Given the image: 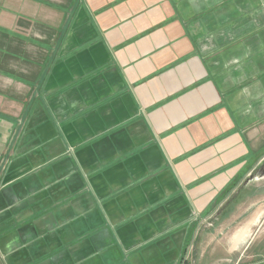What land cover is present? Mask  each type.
I'll list each match as a JSON object with an SVG mask.
<instances>
[{
  "label": "crops",
  "instance_id": "0c3cea01",
  "mask_svg": "<svg viewBox=\"0 0 264 264\" xmlns=\"http://www.w3.org/2000/svg\"><path fill=\"white\" fill-rule=\"evenodd\" d=\"M263 164L264 0H0V264H264Z\"/></svg>",
  "mask_w": 264,
  "mask_h": 264
},
{
  "label": "rangeland",
  "instance_id": "374dc122",
  "mask_svg": "<svg viewBox=\"0 0 264 264\" xmlns=\"http://www.w3.org/2000/svg\"><path fill=\"white\" fill-rule=\"evenodd\" d=\"M263 167L264 164L260 167L261 171ZM258 195L251 204L236 205L230 215L223 212L222 219L208 221L207 231L212 233L209 238L214 237V240L220 245H225L226 249L234 248V256L245 254L250 244H264V196Z\"/></svg>",
  "mask_w": 264,
  "mask_h": 264
}]
</instances>
